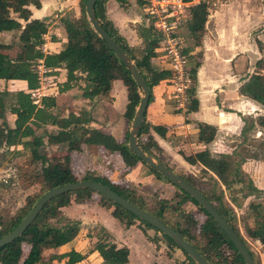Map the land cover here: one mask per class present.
<instances>
[{
    "label": "trees",
    "instance_id": "1",
    "mask_svg": "<svg viewBox=\"0 0 264 264\" xmlns=\"http://www.w3.org/2000/svg\"><path fill=\"white\" fill-rule=\"evenodd\" d=\"M84 1L79 0L78 15H75L71 9L60 13L58 19L63 27L66 40L65 46L57 53L45 54L41 50V45L43 43V35L47 32V24L42 19L31 18V12L28 8L29 5L39 8L40 0H0V32H19L17 43L13 42L17 46V51L14 55H10L7 52L8 46L3 44L1 47L0 45V77L8 79L19 76L18 78L25 80L27 89L32 90L38 86L35 68L38 60L46 68L62 66L65 69L66 76V80L57 85L56 94L42 96L38 99V102H36V98L32 97L29 91L16 90L12 93L6 90L0 91V110L6 108L9 113L14 114L13 127H8L4 121L0 122L1 152L19 155L26 150L25 165L19 171L22 187L27 188L33 184L39 186V193L27 195L24 204L13 213L0 214V236L11 230L21 220L44 191L51 187L77 180L75 174L68 166L59 165L60 159L48 158L40 153L39 147L43 144L42 137L44 135L46 142L49 144L66 143V151L68 153L80 151L82 144L91 150L102 146L107 151H117L126 168L132 167L137 162L142 164L150 174L156 178H163L175 189L174 194L168 198V201L162 198H153L146 201L133 187L120 186L118 184L119 181L113 182L105 175H85L81 179H92L106 185L126 200L168 224L191 243L210 264H243L240 255L225 234L188 194L163 177L159 172L145 165L127 148L124 142L121 144L111 143L110 146L102 144L100 129L89 125L92 119L88 111L83 110L76 115L69 112L66 116L53 113V110L58 107L57 95L78 84V81L83 84L80 86L83 98L89 100H110L109 90L112 82L120 80L126 94L122 117L127 125L132 118L139 99L140 90L130 77L128 69L117 59L86 19ZM106 1L94 0L93 14L101 27L129 56L141 74L149 90L147 106L152 99L153 88L158 86L161 80L165 79L163 85L170 87L167 81L170 77L169 69H156L152 65L153 60H162L161 54L155 51L159 34L153 29L150 19L147 26L140 24L134 26L136 34L141 40V45H128L125 39L117 32L113 23L106 17L104 7ZM115 1L120 6H124L128 0ZM135 1L139 5L145 2V0ZM183 1L187 2L190 0ZM209 4V0H197L188 6L184 28L189 36L194 39V46L200 43ZM171 37L175 39V33H172ZM198 65V61L194 62L188 71L189 78L192 81L195 79ZM11 73L18 75L13 76ZM241 90L260 101L264 108V78L261 74H251L243 82ZM187 92L188 103L186 108L194 110L197 107V100L193 96V86L188 87ZM6 96L10 97H8V101L4 102L3 98ZM258 123L264 126V117H259ZM46 124L57 127L61 133L50 135L44 131L43 135L37 134V125ZM197 128L199 140L208 142L212 139L213 131L207 132L205 124L198 123ZM248 128L249 125L245 126L244 124L242 133ZM150 130L159 136H163L165 131L162 126L148 122L145 119L144 111L137 133V144L153 159L168 166L159 158L158 153H161V149L150 134ZM68 153L65 160L69 159ZM182 157L190 164L199 162L211 170L226 188L233 181L232 175H234L235 180L244 182L245 176L239 169V165L243 160L242 157L233 162L232 169L229 167L230 162L226 156L213 158L207 150L190 155L182 154ZM37 164H39L38 170H36ZM177 173L213 204L218 213L228 222L248 249L247 243L239 234L234 211L225 200L222 189L219 186L217 187L216 180L210 177V189H206L207 184L197 176L189 173ZM247 182L246 188L248 187L251 191L257 192V189L252 187L250 179H247ZM92 194L97 196L100 205L110 208L112 217L125 226L138 221L144 227L154 229L149 224L138 220L127 210L90 189L67 191L45 203L19 236L0 247V264H17L20 250L17 247L15 250L12 248L16 243H25L29 246L20 264H49V260L54 258H66L65 264H74L79 261L83 255L70 249L62 254L51 253L48 256V261L42 262L41 247L46 245V248H56L75 237L78 232V222L64 217L60 208L68 205L71 201L89 199ZM235 199L234 195L229 197L232 203ZM183 201L192 203L190 212L180 210V202L182 203ZM248 207L250 212H254L256 216L260 214L261 218L260 220L256 219L252 227H245V230L250 237L258 239L264 245V209H257L253 203H249ZM154 231L159 233V235L149 237L151 241H157L158 238L163 240L167 245L178 248L182 252L184 264H195L171 239L156 229ZM93 249L98 252L102 259L99 264H127V248L124 246L117 247L110 242V235L102 227L97 228ZM248 251L254 264H259L258 257L249 249Z\"/></svg>",
    "mask_w": 264,
    "mask_h": 264
},
{
    "label": "crops",
    "instance_id": "2",
    "mask_svg": "<svg viewBox=\"0 0 264 264\" xmlns=\"http://www.w3.org/2000/svg\"><path fill=\"white\" fill-rule=\"evenodd\" d=\"M195 1L197 0L190 1L189 5ZM70 3L68 0H41L39 8L31 5L28 6L31 12V18L42 19L47 24V32L43 35V43L41 45L43 53H57L65 46L66 40L63 27L57 17H59L63 10L65 11L72 7H69ZM263 4L264 1L260 3L261 6ZM104 7L106 17L113 23L117 32L125 39L127 44L140 45L141 40L136 36L134 26L142 21L139 13L142 12L143 6L137 4L135 0H128L124 6H120L115 0H107ZM72 8L75 10L74 7ZM259 13L260 18L264 16L263 10ZM18 34L19 32L16 31L0 32V43L15 46L13 42L15 44L17 43ZM232 43L236 44L237 40L233 39ZM191 53H193L191 49L187 51L188 55ZM230 53L229 47L227 49L218 48L216 53L205 55L206 59L203 60L202 64L199 63L196 68L195 79L191 85V87L193 86V96L197 100L196 109H176L168 92L169 87L163 85L165 80L163 79L152 90V99L145 108V119L151 124L162 126L165 129L163 136H159L150 130V134L161 149L160 154H163L162 156H165L171 162L169 164L162 160L164 163L172 170H175L172 168L174 165L176 170L181 169L183 171L182 173L198 176L194 172H201L208 177H212L216 180L220 189L224 185L211 170L199 162L193 164L186 162L182 154L190 155L207 150L213 158L226 156L230 162L229 167L231 169L233 162L242 157L243 160L239 165V169L246 178L250 179L252 187L257 189V192L252 191L246 194L245 197L251 195L254 198L258 196L257 193L261 194L264 191V155H248L245 152L249 139L255 140L260 134H264V126L258 123L259 117H264V108L260 101L241 90L243 82L251 75L248 74L244 76L245 78L239 80V76H243L246 71L242 47L239 46L232 54ZM225 54H229V56L226 57V71L222 72L217 61ZM246 54L253 56V58L256 56L254 53V55L248 53V51H246ZM240 60L243 61L241 62ZM152 65L156 67L158 65L162 66L159 69H168V65L160 59L153 60ZM44 68L45 72L38 79V87L36 88L38 96H36V102L42 96L56 94L57 85L66 80L65 69L62 66ZM201 69L202 71L204 70V74L202 75ZM254 73L260 74L258 72H253L252 74ZM82 85V82L78 81V84H75L65 92L59 93L57 95L58 107L53 110V113L66 116L69 112L76 115L86 110L92 119L89 125L101 131V143L106 139L105 136H107L112 144H121L124 142L126 145L129 124L127 125L122 117L126 94L121 81L114 80L112 82L109 90L110 100H89L83 98L80 90V86ZM2 90L8 92L16 90L28 92L24 80L0 77V91ZM8 118H10V121L7 120L4 122L8 127H13L14 114L9 113ZM198 123L205 124L207 132H210V130L213 131V136L210 141L204 142L198 139ZM244 124L245 126L249 125V128L242 133ZM37 126V134L43 135L44 131L50 135L53 133H61L57 127L50 124ZM42 141L43 144L39 147L40 153L48 158L53 157L61 160L64 157L62 159L64 160V164L62 165L60 161L59 165L68 166L70 169L72 168L71 165L76 164L77 161L80 162L81 158H88L93 162L100 161L101 163L104 162L107 164L108 160L113 161L118 155V153L112 152L109 153L108 159L104 155L99 157L97 156V151H92L84 144L81 145L80 151L68 153L66 151V143L64 142L49 144L46 142L44 135ZM61 153L64 155L60 156L62 155ZM67 153L69 155V163H67L68 160H65ZM113 162L118 165V168L121 165L123 166L121 168L125 167L122 161V164L116 161ZM92 168L95 171L97 170L98 173L94 172L90 176L105 175L113 182L118 178L116 176L117 171L114 168L112 172L110 170L108 171L107 167L101 166L100 163L98 167H91L93 171ZM126 170H128L125 173L126 176L131 175V172L134 173V176H131V180L134 178V181L145 182L147 185L160 182L158 178L149 173L146 167L138 162ZM82 172H85L84 168ZM112 176H115L116 179H113ZM231 178L233 181L230 183V186L234 185L235 182L241 183L235 180L234 175ZM201 179H203V176H201ZM233 195L237 196V193ZM230 196L225 200L234 211L239 234L247 243L248 249L256 255L257 253L249 247L248 241L242 235L237 222L241 220L243 230L246 231L245 227H252L256 219L260 220L261 218L259 216L260 214L256 216L254 212H250L248 204L253 203L257 209H263V206L258 203L259 199L243 198L241 202V199L235 197L236 199L232 203L229 200ZM161 198L164 199V197ZM165 199L168 198L165 197ZM186 202L192 205L191 202ZM60 210L64 217L78 222V232L72 240L56 248H46V245H43L41 247L42 262L48 261V256L51 253L62 254L72 249L83 255L74 264L101 263L102 259L98 252L93 249V243L96 240L97 228L102 227L110 235V242L117 247L124 246L127 248V264H184V256L178 248L167 245L159 238L157 241H151L149 239V237L159 235V233H155L154 229L144 227L138 221H134L132 224L125 226L112 217L110 208L98 203L97 196L94 194L89 199L71 201L68 205L61 207ZM255 243L259 246H264L259 243L258 239L255 240ZM25 254L19 257L17 264H20ZM65 260L66 258H54L49 260V264H65Z\"/></svg>",
    "mask_w": 264,
    "mask_h": 264
},
{
    "label": "rangeland",
    "instance_id": "3",
    "mask_svg": "<svg viewBox=\"0 0 264 264\" xmlns=\"http://www.w3.org/2000/svg\"><path fill=\"white\" fill-rule=\"evenodd\" d=\"M41 1V0H40ZM57 1V0H56ZM71 2L69 8L71 9L75 15H78L79 13V0H68ZM192 1V0H191ZM264 0H209V7L208 12L206 16V21L204 23V29L201 33L200 37V43L197 46H194V39L189 36V34L185 30V22L180 24L175 32V41L177 42V45L180 47L182 53H184L185 58V67L186 73H188L189 69L193 66V63L198 61L200 64L203 63V60H205V55H210L216 53V50L223 49L229 47L232 54L234 50L238 49V47H242L243 49V58L245 60V66L246 71L244 72L243 76H239V80L245 78L244 76L248 74H252L253 72H258L264 77V16L259 17L260 11L264 13V4L261 6L260 3H262ZM196 2V1H195ZM143 6V4H142ZM64 11V10H63ZM188 12V7L185 8V13ZM143 13V14H142ZM141 16L140 18L142 21L139 23L142 26H147L149 24L150 17L146 14V11L142 9V12L139 13ZM58 19V17H57ZM187 19V15L185 20ZM151 21V20H150ZM51 23V22H50ZM134 32L136 34V30L134 29ZM137 36V34H136ZM6 39V38H5ZM233 39L237 40L236 44H233ZM239 41V42H238ZM1 47L3 43H0ZM141 45V43H140ZM4 46L7 47V52L10 55H14L17 51V48L13 45L9 46L8 44L4 43ZM193 52L191 54H187V51L190 50ZM246 51L251 54H255L256 56L254 58H250L251 55L246 54ZM205 52V54H203ZM207 52V53H206ZM253 54V55H254ZM228 55H222V58L217 61L219 68H221L222 72L225 70V63L227 60ZM164 63L167 64L166 59H162ZM241 62L243 60H240ZM227 64V63H226ZM168 65V64H167ZM156 69H159V66L156 67ZM202 71V69H201ZM13 76L18 75L15 73H11ZM204 74V70L201 72V75ZM19 77V76H18ZM14 77L13 79H21ZM189 77V76H188ZM38 79V78H37ZM238 80V81H239ZM25 81V80H24ZM192 85V80L189 79L188 81V87ZM168 92L170 94V87L168 88ZM29 91V90H28ZM14 91H9V93H12ZM8 97L6 96L4 99V102L8 101ZM9 112L6 108L3 110H0V122L2 121H10V118H8ZM130 124V122H129ZM106 139L102 142V144H105L106 146H110L111 140L108 139L107 136H105ZM247 148L246 152L249 154H255V155H264V134L261 135L253 140L249 139L247 141ZM105 148L103 147H96L92 151H97V156L102 157L103 155L107 157L109 153L116 152L117 151H105ZM2 149H0V214H11L13 213L18 207L22 206L25 202V197L27 195H34L39 193V186L37 184H33L27 188H23L21 184V177L19 174L20 168L24 167L25 165V158L27 156V151L25 150L23 153L19 155H10L9 152L4 153L1 152ZM3 154V156H2ZM63 156L64 154L61 153ZM58 155V154H57ZM119 155V153H118ZM113 161L118 162L119 164H122L120 159V155ZM159 158L161 160H164L166 163H171L165 156H162L160 153H158ZM66 157V156H65ZM64 159V157L62 158ZM60 160L61 164H64V160ZM83 159L81 158L80 162H76V164H72V170L73 173H75V176L77 180L81 179L83 175L85 174H93L94 172L98 173L97 170L95 171L93 168V171L91 170V167H98V164L100 163L101 166L107 167V170L111 171L116 169L117 173L116 176H118L116 181H119L120 186H129L133 187L137 193H139L146 201H149L153 198H161L165 197L170 198L174 192L175 189L166 182L163 178H158L160 182L151 183L149 185L145 184V182H137L134 181L135 179L131 180V176H134V173L131 172V175L126 176L125 173L127 168L126 166L124 168L122 165L120 168H118L117 164L115 162L108 160L106 163H101L100 161L93 162L92 160ZM105 160V158H104ZM69 163V160L68 162ZM124 164V163H123ZM39 164L36 165V170H38ZM85 169V172H82V169ZM114 168V169H113ZM172 168L176 170V167L173 165ZM80 169V170H79ZM173 170L175 173L179 172L182 173L183 171L181 169L179 170ZM193 172V171H192ZM197 177L201 179V176H203V182L206 183L207 187L206 189H210V177L206 176L205 174L199 172H194ZM178 174V173H177ZM113 179H116L115 176H112ZM247 179L244 177L243 181L240 184L234 183V185L230 186L229 189L223 186L222 191L224 194V198L227 199L229 195H233L237 193V196H235L237 199H241V202L244 199H259L258 203H260L261 206H263L264 209V191L261 194H258V196L247 195L246 194L251 193V189L247 185ZM143 183V184H142ZM218 187V185H217ZM218 189V188H217ZM228 189V191H227ZM241 190V191H238ZM229 192V193H228ZM256 194V193H255ZM168 201V199H166ZM181 201V199H179ZM185 203V204H184ZM192 205L190 203H187L186 201L180 202V210L187 212L191 211ZM240 226V230L243 236H245L246 240L248 241L249 247L255 251L258 257L259 264H264V246H259L257 243H255V240H257L254 237H250L247 234V231L243 230L242 222H237ZM260 243V242H259ZM261 244V243H260ZM17 247L18 250H20V257H22L26 251L28 250V245L25 243H16L12 248L15 250Z\"/></svg>",
    "mask_w": 264,
    "mask_h": 264
},
{
    "label": "water",
    "instance_id": "4",
    "mask_svg": "<svg viewBox=\"0 0 264 264\" xmlns=\"http://www.w3.org/2000/svg\"><path fill=\"white\" fill-rule=\"evenodd\" d=\"M93 5L94 0L84 1V12L86 19L89 21V24L93 28V30L97 32L98 36L103 39V41L110 48L112 53L117 57V59H119V61L125 65V67L129 71L130 77L140 90L139 99L129 124L126 139L127 148L132 153H134L145 165L159 172L163 177H165L171 183L175 184L178 188L188 194L213 219L216 225L225 234L227 239L233 245L236 252L240 255L243 264H254V261L246 246L243 244L241 239L238 237L232 227L228 224V222L218 213L213 204L209 202L195 187L189 184L184 178L175 173L168 166L164 165L160 161H157L153 159L150 155L146 154L137 144V133L143 119V112L146 108L149 90L133 61L122 50V48L110 37V35H108V33L101 27L100 23L95 18L93 14ZM251 58H253V56H251ZM77 189H90L104 196L116 205H119L123 209L127 210L138 220L149 224L154 229L171 239L173 243H175L182 251H184V253L195 264H210L192 246L191 243L184 239L177 231H175L168 224L164 223L163 221L159 220L158 218L134 205L130 201L126 200L106 185L92 179H79L73 182L63 183L51 187L48 190L44 191L35 200L32 207L21 218V220L11 230L0 236V247L9 243L17 236H19L22 231L35 218V216L43 207V205L47 203L51 198L64 192Z\"/></svg>",
    "mask_w": 264,
    "mask_h": 264
},
{
    "label": "built area",
    "instance_id": "5",
    "mask_svg": "<svg viewBox=\"0 0 264 264\" xmlns=\"http://www.w3.org/2000/svg\"><path fill=\"white\" fill-rule=\"evenodd\" d=\"M191 1V0H190ZM190 1L183 0H145L143 9L150 17L153 29L159 34V40L155 51L161 54L162 59L167 60L170 77L167 80L170 86V98L176 109L185 110L188 103V81L186 73L184 53L174 38L178 26L185 22L187 11L185 8ZM37 78L45 72L40 60L36 65ZM38 87V86H37ZM36 87V88H37ZM29 90L32 97L38 96L37 89Z\"/></svg>",
    "mask_w": 264,
    "mask_h": 264
}]
</instances>
